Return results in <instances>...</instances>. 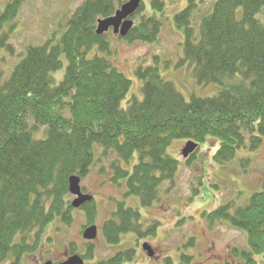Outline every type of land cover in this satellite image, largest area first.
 <instances>
[{
    "label": "trees",
    "instance_id": "1",
    "mask_svg": "<svg viewBox=\"0 0 264 264\" xmlns=\"http://www.w3.org/2000/svg\"><path fill=\"white\" fill-rule=\"evenodd\" d=\"M23 1L9 0L0 12V35L14 28ZM125 1L85 0L60 38L54 34L42 45L27 47L9 75L0 68V264H23L40 248L49 226L73 221L69 177L84 178L100 162L96 146L101 156H110L105 164L110 182L124 184L125 197H138L149 208L160 199L165 181L175 184L181 161L169 154L174 141L199 143L184 158L191 164L200 144L214 136L220 141L214 160L226 164L238 150L258 149L264 140V0H214L204 13V0H187L175 14L174 24L184 36L180 62L193 64L199 84L218 85L215 95L187 99L162 76L156 57L155 64L135 69L143 98L133 96L124 105L132 80L113 60L112 30L99 35L96 28L99 19L114 15ZM150 5L155 13L165 12L164 0H150ZM143 11L142 3L132 16L140 14L139 20L126 37L117 36L120 40L159 41L162 20ZM6 25L10 31L5 32ZM63 68L57 82L55 74ZM135 154L137 162L129 170L124 163L129 165ZM81 208L87 225L93 224L96 201ZM202 215L211 226L228 221L243 231L248 248L233 254L244 264H258L255 254L264 253V192L244 206L229 202ZM159 225L144 227L140 210L123 200L102 231L109 244L117 245L130 234L139 240L155 236ZM68 249L76 252L73 243ZM94 253L88 242L83 257L93 259ZM193 257L182 254L180 264H191ZM135 259L136 249L127 247L96 264H132ZM164 264L174 262L167 257Z\"/></svg>",
    "mask_w": 264,
    "mask_h": 264
},
{
    "label": "rangeland",
    "instance_id": "2",
    "mask_svg": "<svg viewBox=\"0 0 264 264\" xmlns=\"http://www.w3.org/2000/svg\"><path fill=\"white\" fill-rule=\"evenodd\" d=\"M8 1L0 0V12L5 9ZM84 1L24 0L17 18L12 22L15 24L14 28L10 31L11 25H6L5 32H10L0 35V68L5 74L9 75L30 45H42L54 34L60 38L65 31L67 20ZM213 1L204 0L201 5L203 13L210 10ZM143 2V13L154 14L150 0ZM164 2L165 12L155 13L163 22L158 42L130 43L120 40L113 31L108 35L115 64L132 80V87L124 105L133 96L143 98L142 82L136 76L135 69L141 64H155L156 57L160 59L162 76L173 81L187 99L192 95L213 96L220 89L216 84H199L193 64L188 61L184 64L180 62L184 57L182 46L184 36L176 28L174 16L187 6V0H164ZM139 15L133 18L134 21L139 20ZM199 16L200 14L196 18L197 22L201 19ZM3 40L5 46H2ZM10 45H12L11 49L6 48ZM64 73L65 68L55 74L57 82L63 78ZM185 144L186 141L176 140L170 146L169 154L181 161L175 184L171 186L169 181H165L160 187V199L149 208L142 207L138 197H125L124 184L110 182L111 173L105 167L110 156H101L102 149L96 146V161L100 158V162L82 178V189L84 193L94 195L97 215L93 224L99 227V234L93 242L95 256L93 259H86L85 264H96L127 247L136 249V259L132 264H164L167 257L172 258L174 264H180L184 253L194 256L191 264L215 261L221 264L227 262L244 264L239 258L237 260L230 256L228 247L247 248L246 234L232 228L228 221L211 226L208 218L202 213L229 202H234L236 207L244 206L255 193L264 192V140L258 149L253 150L247 146L238 150L236 157L226 164H218L214 160L220 145L219 139L214 136H209L200 144L196 159L191 164H187L182 156ZM137 159L135 154L131 163L129 165L124 163V167L132 170ZM245 159L250 161L247 165L243 162ZM102 167L106 168L105 173L100 172ZM195 190H199V193L193 197ZM74 198L75 196L72 195L71 199ZM123 200L128 206L140 210L144 227L157 221L160 223L155 236L139 240L134 234H130L117 245L109 244L105 240L102 231L104 223L111 217L117 202ZM73 217V221L68 226L59 223L49 226L43 235L40 248L26 255L23 264H44L47 260L58 264L70 256L68 252L70 243L74 244L76 253L85 254L88 243L83 237V231L88 227L86 212L82 208H74ZM49 237H51L50 241ZM191 239H193L192 243ZM146 241L154 246L152 258L143 249L142 245ZM212 243L214 248L211 254L209 247ZM210 255L214 256L212 261L209 259ZM255 258L258 264H264V255H255ZM3 264L9 263L6 261Z\"/></svg>",
    "mask_w": 264,
    "mask_h": 264
},
{
    "label": "water",
    "instance_id": "3",
    "mask_svg": "<svg viewBox=\"0 0 264 264\" xmlns=\"http://www.w3.org/2000/svg\"><path fill=\"white\" fill-rule=\"evenodd\" d=\"M143 0H128L124 2L120 8H118L114 15L99 19L97 23L96 32L99 35L107 33L110 29H113V33L126 37L129 31L134 27V20L131 18L140 8ZM199 144L193 140L187 141L186 145L182 149V155L184 158H189L193 154ZM81 176L71 175L69 177V190L75 198L72 201L74 208H79L91 202L94 196L91 194L84 193L81 186ZM98 236L97 225L89 226L85 229L83 237L86 240H95ZM143 249L148 253L150 257L154 255V250L151 244L145 242ZM44 264H53L51 260H47ZM60 264H85L84 258L80 254H73Z\"/></svg>",
    "mask_w": 264,
    "mask_h": 264
},
{
    "label": "flooded vegetation",
    "instance_id": "4",
    "mask_svg": "<svg viewBox=\"0 0 264 264\" xmlns=\"http://www.w3.org/2000/svg\"><path fill=\"white\" fill-rule=\"evenodd\" d=\"M229 223V222H228ZM221 224H224V223H221ZM231 225V224H230ZM231 227L232 228H234L232 225H231ZM243 232V231H242ZM246 240H247V237H246ZM153 246V245H152ZM211 246H213V247H211ZM209 248H210V253L212 254V249L214 248V243H212V245H211ZM154 247V246H153ZM248 248V247H247ZM234 249H240L239 247H236V246H230V247H228V250L230 251V256L233 258V257H235L234 256V254H233V250ZM245 249V248H244ZM256 255V254H255ZM258 255H264V253L263 254H258ZM214 258V256L213 255H210V257H209V259H211V261H212V259ZM236 258V257H235ZM237 260H238V258H236ZM205 264H221L219 261H215L214 263H212V262H207V263H205ZM226 264H231L230 262H227ZM237 264H238V262H237Z\"/></svg>",
    "mask_w": 264,
    "mask_h": 264
}]
</instances>
